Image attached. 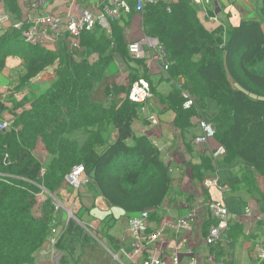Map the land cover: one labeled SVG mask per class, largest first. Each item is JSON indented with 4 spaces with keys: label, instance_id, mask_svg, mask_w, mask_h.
Instances as JSON below:
<instances>
[{
    "label": "trees",
    "instance_id": "1",
    "mask_svg": "<svg viewBox=\"0 0 264 264\" xmlns=\"http://www.w3.org/2000/svg\"><path fill=\"white\" fill-rule=\"evenodd\" d=\"M260 1L264 17V0ZM7 7L12 16H18L13 0H8ZM164 9L163 5L146 7L141 16L151 21L161 17ZM194 11L192 0H177L171 11L165 12L167 16L173 14L171 27L158 19L151 21L152 30L143 27L145 34L147 31L151 35L148 38L157 39L155 30H159L157 41L165 51L168 70L172 63L179 65L180 74L199 100L211 101L219 108L211 124L220 147L264 176L261 26L241 22L227 32L219 50L197 22ZM9 30L0 38V70L14 53L10 41L16 42L24 63L21 84H29L58 63L50 87L29 101V108L23 109L6 131H0V264H34V255L48 243L52 231H57V211L51 197L63 190L65 178L75 167L84 169L80 180L87 183L81 188L88 186L97 192L109 208L106 213L118 210L128 215H153L161 208L170 193V168L146 135L133 134L132 125L142 106L127 97L111 109L90 100L95 85L106 79L115 54L127 64L131 61L126 45L119 50L120 29L112 27L109 36L100 28L94 29L82 34L79 52L62 49L57 54L28 47L31 45H24L19 32ZM92 57L96 61H91ZM137 78L130 80V88ZM130 88L124 91L126 96ZM110 91L107 87L106 93ZM6 110L0 100V119ZM110 129L116 137L108 143ZM39 145L47 154L46 165L34 156ZM43 190L50 197L38 206ZM91 213L83 206L73 209L74 218L81 222L85 215L92 217ZM96 220L100 222L96 233L102 235L111 232L116 221L111 213ZM63 242L58 237L57 250H62Z\"/></svg>",
    "mask_w": 264,
    "mask_h": 264
},
{
    "label": "crops",
    "instance_id": "2",
    "mask_svg": "<svg viewBox=\"0 0 264 264\" xmlns=\"http://www.w3.org/2000/svg\"><path fill=\"white\" fill-rule=\"evenodd\" d=\"M30 1L13 0L18 13L15 17L7 7L8 0H0V16L8 17L7 22H0V38L4 37L9 29L11 33L14 24L25 20L27 15H33L29 11ZM100 1L46 0L48 11L55 15L72 13L73 2L75 7L85 10L95 8V4ZM204 1L192 0L195 18L203 30L211 36V43L219 50L226 42L227 32L241 22H257L264 34V17L260 13L262 6L260 0H209L208 5H205ZM176 3L177 0H174L173 5ZM165 12L167 13L166 10ZM141 15L123 13L117 21L111 22L109 31H103L111 35L112 27L116 26L121 31L119 38L127 48L129 43L148 37L141 25ZM12 17H14L13 21ZM136 21L140 34L135 37L130 36L127 27ZM22 42L28 46L23 40ZM10 44L14 53L5 59V65L0 70V100L7 108L0 121L8 123L9 126L14 123L23 109L29 108V101L43 94L50 87L58 68V63H55L29 84H21L25 74L24 63L18 55L16 42L10 41ZM28 47L40 48L54 54L62 49L74 53L66 41L51 46V49L40 44ZM128 56L131 60L129 64L125 63L118 54L114 55L106 79L95 85L90 100L105 109L119 107L121 101L126 98L124 91L130 88L132 78L138 77L137 80L144 79L149 83L152 98L146 103L145 108L141 107V114L133 123L132 131L136 137L146 135L158 149L161 160L169 165L171 188L161 208L152 213L153 215L149 214L148 232L152 233L160 226L174 223L190 213L195 214L188 231L177 232L164 226L161 242L150 246L151 251L148 252L167 261L172 254L174 243L183 239L186 244L180 257V264H187L191 256L196 258L197 264H264V257L256 259L253 255L256 250L264 253V220L255 221L256 217L264 212V176L229 152L224 156L213 158L212 154L220 147L216 139L201 145L194 143L195 138L201 135L199 123L205 121L213 124L220 110L211 101L199 100V95L180 74L179 65L172 63L170 69L164 71L160 63L150 59L149 54L142 61L134 60L129 53ZM91 61H96V57H92ZM180 85L182 90L179 89ZM107 87L111 90L109 93H106ZM183 91L194 100L189 110L183 109L185 102ZM153 119L156 120V125L152 124ZM115 137V131L110 129L109 138L106 137V140L108 143L113 142ZM101 150L99 149L98 152ZM34 156L44 165L47 164L48 157L42 146L37 147ZM57 197L63 209L57 212L56 221L64 219L66 211L69 215L78 206L92 210V217L85 215L82 222L74 218L75 221L71 223L69 230L66 229L65 233L59 235V238L64 240L63 248L59 252L63 251L62 254L67 261L75 264L79 257L77 264H87L86 261L82 263L85 260L84 248L92 249L99 244L111 258H116L115 264H140V258L132 257L133 239L128 232V221L136 214L128 215L118 210L106 213L109 208L105 201L88 186L77 191L64 186ZM208 203L225 207L230 215L226 235L213 246H207L204 242L209 228L213 225L206 208ZM246 208L251 211L249 216L244 214ZM109 213L114 215L116 221L107 235L101 233L94 237H86L78 232L81 223L87 225L88 221L96 224L99 228L96 229L99 231L100 222L96 218L103 219ZM71 216L74 217L72 214ZM232 216L236 220H232ZM113 231L116 233L113 234ZM44 246L47 248L49 244ZM95 262V264L100 263L99 259Z\"/></svg>",
    "mask_w": 264,
    "mask_h": 264
},
{
    "label": "built area",
    "instance_id": "3",
    "mask_svg": "<svg viewBox=\"0 0 264 264\" xmlns=\"http://www.w3.org/2000/svg\"><path fill=\"white\" fill-rule=\"evenodd\" d=\"M64 1V0H62ZM77 1V0H71ZM174 0H101L95 4L92 9H79L75 7L72 13L65 15H55L48 11L46 0H31L29 3V11L31 15H27L25 20L14 24L13 29L21 34L22 40L28 45H44L56 46L66 41L72 52H79V41L82 34L93 32L94 29L100 28L105 31L110 30L111 22L117 21L120 16L129 13L142 14L146 7L163 5L169 13ZM205 5L209 4V0L204 1ZM8 21L6 15L0 16V22ZM127 50L131 58L136 61H142L150 55V59L161 64L164 71H167V62L165 51L156 39L145 37L140 41L129 43ZM182 90V85L179 86ZM182 96L185 100L183 104L184 110H189L193 106V102L186 92L183 91ZM152 98L149 83L144 79H139L132 84L127 99L133 104L140 105L145 108L146 103ZM156 120H152V124L156 125ZM9 125L6 122L0 121V131H6ZM201 135L196 137L194 143L197 145L206 144L215 138L214 127L205 121L199 123ZM225 155V149L219 147L212 154L213 158H218ZM84 169L82 166L75 167L72 172L65 178V183L73 188L80 189L86 180L81 181ZM44 171L41 172L43 176ZM208 212L215 224L209 230L206 239L204 240L207 246H213L220 242L229 229L230 215L228 210L217 204L208 203ZM58 211V209L56 210ZM244 214L250 215V210L245 209ZM71 216V214L69 213ZM195 219V214L190 213L187 217L178 219L174 223L162 225L152 233L148 232L149 213L144 212L132 217L128 221V232L133 239V258H140V264H180V257L185 247L186 241L181 239L174 243L172 254L169 260H162L150 254L148 251L150 246H155L162 240L164 226L173 230L188 231ZM232 220H236L233 216ZM264 220V213L256 217V222ZM56 232L48 238L49 246H55ZM190 256L191 253L189 252ZM254 258L260 259L264 257V253L260 250L254 252ZM187 264H197L196 258L191 256Z\"/></svg>",
    "mask_w": 264,
    "mask_h": 264
},
{
    "label": "rangeland",
    "instance_id": "4",
    "mask_svg": "<svg viewBox=\"0 0 264 264\" xmlns=\"http://www.w3.org/2000/svg\"><path fill=\"white\" fill-rule=\"evenodd\" d=\"M140 19H141V23H142L141 24L142 28L143 27H145V28L147 27V30H149V29L152 30L153 28L151 26L152 25L151 21L155 22L158 19L162 20V24L165 27H167V26L171 27L172 20H173V14L171 16H167L162 11L161 17H156V19H153L151 21L148 18H145V17L142 18V16H140ZM127 29L129 30L130 36L133 35L135 37V36H138L140 34L138 26H137V21L134 24H132L129 27H127ZM155 32H156V36L155 37L159 38L160 31L159 30L158 31L155 30ZM105 34L107 36L110 35V33H105ZM146 35H148V37H151V35L148 34L147 31H146ZM152 38H154V37L152 36ZM117 43H118L119 50L121 51L123 49V47L125 46V43H123L121 39L118 40ZM125 47H124V49H125ZM47 48L51 49L52 47L48 46ZM35 87H37V86H35ZM34 89H36V88H34ZM64 186H66V185H64ZM49 197H50V195L46 191L43 190V193L38 196V206H41L42 203L46 202L47 198H49ZM51 199L53 200V204H54L53 207L55 209V212H56L57 209H58L59 212L62 211L63 206L60 205L61 204L60 199H58V197H51ZM71 214L73 215V212ZM250 214H251V211H250ZM66 216H67V219H66ZM66 216L61 221H56V217H55L56 230H57L56 231L57 232L56 239H58V237H59V235L61 233H65L66 229L69 230V227H70L71 223L72 222L74 223V221H75L74 217L68 215L67 211H66ZM80 227H81V229L78 228L79 229L78 232L80 234L82 233V235H84L86 237H94V236L100 234V233H96V230L99 229V228L92 221H88L87 225L81 223ZM112 233L115 234L116 231H113ZM103 243H101V244H103ZM103 245L106 246L107 244H103ZM83 247L84 246H81V248H83ZM44 248H46V247L43 246L34 255V257H35L34 264H73V262L67 261L66 257L62 254L63 251L59 252V250L56 249V246H48L46 249H44ZM107 249H109V247ZM84 250L85 251H84L83 258L85 257L84 258L85 260H83L82 263L86 261L87 264H95L96 263L95 261L98 260V259H99V262H100L99 264H115L116 263V258L115 257L111 258L110 255H108L107 253H105L103 251L102 247L99 244H96V246L92 247V249L84 248ZM78 260H79V257H78ZM78 260L75 261V264L78 263Z\"/></svg>",
    "mask_w": 264,
    "mask_h": 264
},
{
    "label": "clouds",
    "instance_id": "5",
    "mask_svg": "<svg viewBox=\"0 0 264 264\" xmlns=\"http://www.w3.org/2000/svg\"><path fill=\"white\" fill-rule=\"evenodd\" d=\"M126 97H127V96H126ZM211 125H212V124H211ZM214 139H215V138H214ZM225 153H226V151H225ZM64 184L67 185L65 182H64ZM263 213H264V212H263Z\"/></svg>",
    "mask_w": 264,
    "mask_h": 264
}]
</instances>
